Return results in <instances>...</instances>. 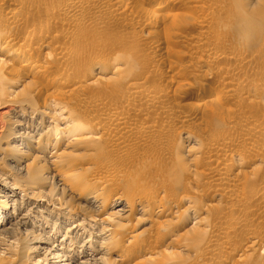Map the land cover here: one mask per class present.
Returning a JSON list of instances; mask_svg holds the SVG:
<instances>
[{"label": "bare ground", "instance_id": "obj_1", "mask_svg": "<svg viewBox=\"0 0 264 264\" xmlns=\"http://www.w3.org/2000/svg\"><path fill=\"white\" fill-rule=\"evenodd\" d=\"M220 2L0 0V264H226L233 255L232 264H264V127L240 120L229 104L239 95L261 103L264 81L260 89L240 81L227 90L181 82L176 91L197 101L168 104L175 87L135 82L143 76L132 70L135 49L113 50L112 62L84 59L99 51L87 47L102 24L91 9L133 16L139 37L154 40L172 11L188 9L199 34L154 41L149 56L186 40L202 50L216 20L215 33L231 32L243 51L259 41L264 61V0ZM206 51L200 71L221 69L210 59L238 61L223 80L251 63L248 51ZM163 66L159 76L176 80ZM207 102L217 106L215 134L180 128L171 142L172 122L190 123ZM155 109L159 121L150 118ZM235 141L248 144L237 149ZM200 197L209 198L206 208ZM187 219L192 232L177 238L175 226Z\"/></svg>", "mask_w": 264, "mask_h": 264}, {"label": "rangeland", "instance_id": "obj_2", "mask_svg": "<svg viewBox=\"0 0 264 264\" xmlns=\"http://www.w3.org/2000/svg\"><path fill=\"white\" fill-rule=\"evenodd\" d=\"M220 1L223 3V5H225V4L230 5L231 4L230 1L232 2V0H220ZM220 1L217 0V2H220ZM225 1H226V3H225ZM206 2L208 4L211 3L213 6V4L216 3V0H206ZM221 2H220V4H222ZM262 6H263V3L259 2V4H257V7H259V8ZM97 10L98 9H91L90 11H88V14L90 12V14L98 15L101 12L99 15L102 18V24H100L99 27L93 28L89 32L90 34L87 33L88 35H90L89 37L87 36L88 37L87 39L90 42H87V41L86 42H87V47H94V48L97 47L96 48L97 51L99 48L100 52L98 51L96 53H91V54L89 53L87 56H84V59L86 60V61L85 60L84 61L89 63V64L92 63L91 59L95 58L96 56H98V57L102 56L105 58L108 57V61L112 62L115 59L114 54H112L113 50H116V49L117 50L118 49L119 50H123V49L129 50L132 48V49H135L134 54L132 56V58H134V59L133 60H132V58H130V59L132 60L133 64L137 62L136 64H134V68L132 70H133V72L137 73L136 75H139V74H140V76L143 75L141 78H139L135 81L136 83H140V82L142 83L143 82L142 84H146V85H150V84L152 85V83H153V86L156 85V86H159V88L161 87V85L162 86L171 85L173 88L175 87L174 89L176 91V86H178V84L181 82L189 83L190 89H192L195 85L196 86L199 85L200 83H210L211 82L210 84L214 83L215 85H217L219 87V89L227 90L228 88L230 89V88H233V86H236L237 85L236 83H238V82L241 83L240 81H242L243 84L245 83V85L247 84L246 86L252 84L249 82L254 81L256 84H258L259 89L261 88L260 86L262 85V83L264 81V61L260 59V56L257 55L258 53L256 54V51L258 49L257 47H259V44H258L259 41L257 39H256L258 41L257 43H256V41L254 43H251L252 47L248 48V50H246V51L244 50L245 53L248 51L247 53L249 55H251V58H249V60L251 59L250 66H247V68L246 67L242 68L241 70H237V72H238V73L236 72L237 76L235 75L236 80H232V81L223 80L221 77L223 75L225 67H226V69L229 67L230 68H236V67H238L237 66L238 61L236 62L235 60L233 61L232 59L229 60L226 58L225 59L222 58L223 60L222 59H218V60L217 59L216 60L210 59L211 60V61L209 60L210 63L213 61L214 64L215 65L217 64V66L221 69H218V70L213 71V72L212 71L206 72V71H200L197 68V64H199V62L202 59H206V57H204L205 55L203 53H206L207 52L206 50L209 51L212 48H218V49H221L223 51L226 50L225 52H227V53L231 52V51L235 52L236 50H237L236 53H244L243 49L241 50L240 48H237L235 45H233V43L236 41L235 40L236 36H234L231 32L225 34L226 38L225 37L221 38L215 33V31L218 30L217 24L219 23V21H216V20H214V22L211 21V23L208 25L209 26L208 27L209 28L208 29V31H209L208 36L206 39L204 38V40H203L204 46H203L202 50L204 52L202 50L197 51V49H194V46H193L194 41L193 40H186V42L183 41L181 44H178V45H170V44L164 45L163 44V47L161 48V50H159L157 52L158 54H156V56L154 55V57L153 56L151 57V56H149L148 52L151 50L152 43L154 41L162 42V40H164L166 36L168 37V35H171L173 33H174L173 35H175V34L179 35V34H182L183 31L188 32L190 36L191 35L196 36L199 34V32L201 31V29H200L201 27L200 26L198 27L196 24H193V22H192L193 13H191V11L194 12L195 10L187 11L188 9H182V10L178 11L179 13L172 11L171 13H174L175 17H173L174 15L171 16L167 22L162 23V25H160L159 34H158V37L155 38V40L154 39H144L141 36L139 37V35L135 31L136 20L133 21L135 19L133 16L132 17L130 15H128V16L127 15L126 16L125 15H116L115 16V15H112L110 13V10H107V9H105L103 11H99V10L97 11ZM216 10L218 11V8H216ZM37 13H38L37 15H39V12H37ZM197 13H199V16L201 15V11L198 10ZM219 16H220V14H219ZM220 17H223V14ZM173 24L174 25L177 24L176 26H178V27L172 28ZM186 27H188L189 29ZM263 34H264V32H262V35ZM257 36H253L252 39H254ZM100 37L103 38L102 41L100 40L101 39ZM98 39H99V41H97ZM104 39H105V41H104ZM233 40H234V42H233ZM88 43H89V45H88ZM102 47H104V48H102ZM168 47H170L169 50H167ZM110 48H112V49H110ZM238 49H239V51L241 50V52H239ZM252 52H254L255 55ZM111 54L114 58L111 56ZM190 55H192V56H190ZM258 56H259V58H258ZM254 60H255V62H254ZM175 62H176V64L177 63L181 64L182 67L178 68V66L176 64H174ZM173 65H175V67ZM158 66H163V68L169 67L170 69H174L177 72L178 77L174 81H169L166 78L162 79V77L159 76V74L156 72L157 71L156 69H158L157 68ZM212 73H213V75H212ZM204 74H207L209 76V79L204 80L203 79ZM110 75H111L110 73H107V74L101 73V76H103V77H109ZM149 75H150V77H149ZM146 77H147V80L144 79ZM191 86H192V88H191ZM109 89H110V87H109ZM178 91L179 90H177L175 93L174 92L171 93L170 98L167 97L166 98L167 102L165 101V103H168V101L173 103L174 100H183V102L197 101L196 99H194L190 96L189 97L184 96L183 95L184 93H181L180 91L179 92ZM111 96H114V95L112 94ZM243 96H245V95H242V97L240 95L236 96V97L232 98V100L229 99V104L231 103L232 106L236 107L238 109V111H240V113L238 112V114H240L238 116V117H240V120H243L246 122V120L249 121V119H250L249 122L254 121V123L256 122L258 124H261L264 127V120H263L264 116L262 115V114H264V101H262L261 103L255 102V101L254 102L244 101ZM211 98H215V100H216L215 96H211L210 99ZM136 100L138 101V99H136ZM140 100H141V102H143L144 98H139V101ZM202 100H204V98ZM216 101H218V100H216ZM248 104H250V105H248ZM215 106H216V104H215ZM215 106L209 102H207L206 104L204 103V104L199 105L197 115L194 116L193 120L186 125H182L181 123H178L177 121L172 122L173 127L171 128V130L173 133L171 132V130L169 132V135H170L169 137L171 139V142H172V138H173L172 135H174L175 132L180 128L181 129L182 128L188 129L193 133L196 132L197 134L196 133H194V134L200 135V137H203V138L207 137L211 134H215V132L213 131V125H215L216 121H217L215 119V117H217V119L219 118L218 111L216 112L217 106L216 107ZM212 108L214 109L213 111L215 114L212 113L213 112ZM4 109H0V113ZM184 110L187 111L188 109L183 108L181 111L185 112ZM152 111L153 112L149 113L151 119H153V120L155 119L156 121H159L162 117H164L163 114L160 112V110L155 109V111L154 110H152ZM216 113L218 115H216ZM172 115L174 116V114H172ZM218 121H220V119ZM218 121H217V123H219ZM258 141L261 142L262 140H258ZM247 144L248 143H245V142L243 143L242 141H235L234 147L237 149H240V148L245 147ZM249 165H251V163H249ZM249 169L250 168H248V170ZM242 180L244 181V177H242L241 182H242ZM199 199H200L199 203L201 202L200 204L203 205L202 207L206 208V206H204V205L206 202H210L209 198L204 199L203 197H200ZM224 203H225V201L223 200L221 203H219V205L220 204L224 205ZM180 209H179L180 211L184 210L185 206L184 205L180 206ZM212 212H214V210H212L211 213ZM184 222H185V220L182 223H180L179 226H175V227H178L177 232L179 235L177 238H179V236L181 234L192 232L191 229H192V226L194 225V221H190L187 219L186 222L185 223ZM174 236L175 235H172V237H174ZM237 236H238V238H237ZM239 237H241V238H239ZM235 238H237V242L236 241L235 242L240 243L242 240V234L240 232H237V235L234 236V240H236ZM238 240H240V241H238ZM234 257H238V255H233V258ZM233 258H231L230 262L228 261L226 264H232ZM208 261H210V260H208ZM205 263H208V262H205Z\"/></svg>", "mask_w": 264, "mask_h": 264}]
</instances>
